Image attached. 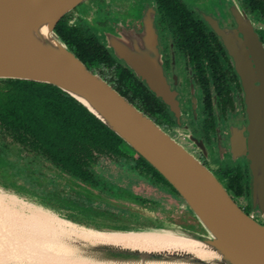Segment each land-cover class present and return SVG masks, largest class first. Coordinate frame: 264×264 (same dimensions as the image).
I'll return each mask as SVG.
<instances>
[{"label":"water","instance_id":"water-1","mask_svg":"<svg viewBox=\"0 0 264 264\" xmlns=\"http://www.w3.org/2000/svg\"><path fill=\"white\" fill-rule=\"evenodd\" d=\"M83 1L0 0V79L47 83L67 93L148 162L191 211L186 219L158 217L147 207L92 193L68 179L92 197L149 221L96 228L71 220L23 185L0 181V264H264V225L192 154L87 69L55 31L58 20ZM246 25L253 59L238 51L235 63L247 134L232 132L231 152L248 161L252 205L264 213V52ZM103 36L140 81L172 101L154 28L111 29Z\"/></svg>","mask_w":264,"mask_h":264},{"label":"flooded vegetation","instance_id":"flooded-vegetation-1","mask_svg":"<svg viewBox=\"0 0 264 264\" xmlns=\"http://www.w3.org/2000/svg\"><path fill=\"white\" fill-rule=\"evenodd\" d=\"M244 25L256 35L264 52V0H85L65 13L55 30L68 45L76 40L93 45L102 58L98 63L81 60L87 69L122 93L192 154L249 217L264 225V213L252 205L249 163L245 157L234 158L231 152L232 132L247 134L244 91L235 63L238 51L253 59L254 49ZM145 27L154 28L170 102L156 96L115 57L103 36L107 30L120 28L142 33ZM121 75L129 79L128 83ZM114 139L116 146L93 149L92 156L78 166L71 162L64 172L66 178L92 193L147 207L158 217L188 218L191 209L187 201L137 152ZM0 142V152L10 156L4 166L0 165V181L25 186L81 224L96 228L121 222L149 224L142 215L92 197L70 182L68 185L61 175L48 178L39 166L38 157L46 154L42 150L11 143L9 136L0 135ZM15 155L21 161L14 159ZM100 160L116 166L113 178L123 180L122 176L131 171L134 180L145 182L146 188L133 192L120 183L105 181L96 173ZM48 161L55 173L59 171ZM22 170L25 176L16 175Z\"/></svg>","mask_w":264,"mask_h":264},{"label":"trees","instance_id":"trees-1","mask_svg":"<svg viewBox=\"0 0 264 264\" xmlns=\"http://www.w3.org/2000/svg\"><path fill=\"white\" fill-rule=\"evenodd\" d=\"M58 35L68 45L63 36ZM68 46L84 63L86 59L98 63L102 58L93 45L82 40ZM121 78L125 82L129 80L125 75ZM0 133L1 136L8 134L11 143H25L42 150L46 159L61 172L69 170L71 162L78 166L83 159L90 158L93 149L116 146L114 138L124 142L56 86L16 79H0ZM2 154L6 153L0 152ZM236 191L241 192V189L236 188Z\"/></svg>","mask_w":264,"mask_h":264},{"label":"rangeland","instance_id":"rangeland-1","mask_svg":"<svg viewBox=\"0 0 264 264\" xmlns=\"http://www.w3.org/2000/svg\"><path fill=\"white\" fill-rule=\"evenodd\" d=\"M99 28H101V27H99ZM3 135L5 137L8 136V134H3ZM3 142L7 143V141H3ZM15 143L17 144V142H15ZM0 145H1V142H0ZM16 147H18V145ZM25 154H27V151L23 152V155H25ZM9 159H10L9 155H6V154L0 155V165L4 166ZM14 159L21 161V159L18 158L16 155L14 156ZM105 160H107V159H105ZM38 161H39V166L41 167L40 168L41 171L43 173H45V175L48 178L53 177L55 174H56V176L61 175L64 178L65 183H67V180L69 178H66V173L61 172L60 169H58V168L57 169L59 171H57L55 173V171H53L54 168H52L51 163L48 161V159H46L45 156L38 157ZM2 169H4V168H2ZM7 170H8V168H7ZM108 170H110V172H107ZM116 170H117L116 166L113 165L112 163H110L108 161L100 160V163H99L98 167L96 168V173L99 174L100 176H102L105 181H109L110 180L111 182H113V184L120 183V184H122L121 187L126 188V189H131L133 192H138V191L141 192L144 188H146L145 186H147V184L145 182H143L141 180H134V172H131V171L130 172L127 171L126 172L127 175L124 174V176H122L123 180H119V179L113 178L112 176H115V174L113 172L116 171ZM109 174L111 176H109ZM16 175H20V176L23 177V176L26 175V173L23 170L22 171H17ZM69 180H71V179H69ZM68 185H69V183H68ZM73 186H75V185L73 184Z\"/></svg>","mask_w":264,"mask_h":264}]
</instances>
